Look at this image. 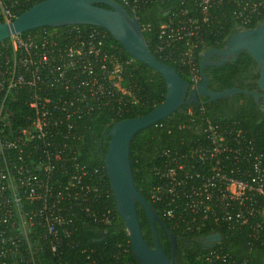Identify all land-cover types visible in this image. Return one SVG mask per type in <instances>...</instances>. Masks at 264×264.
<instances>
[{"label":"built area","instance_id":"built-area-1","mask_svg":"<svg viewBox=\"0 0 264 264\" xmlns=\"http://www.w3.org/2000/svg\"><path fill=\"white\" fill-rule=\"evenodd\" d=\"M39 1L0 0V21ZM114 1L137 17L157 0ZM178 2L139 25L152 33L153 51L178 63L193 89L200 82L195 52L205 28L219 20L213 11L247 25L263 14L264 0ZM111 38L99 27L70 25L27 31L0 45V264H41L45 253L60 264H111L82 246L76 225L83 219L108 224L112 217L102 170L80 158L84 121L101 110L120 116L132 102L121 76L133 59ZM196 126L186 148L159 154L149 202L181 232L218 228L225 238L239 234L264 245V129L254 135L203 114ZM120 252L112 264H133L126 246ZM196 259L252 264L248 257L236 263L221 242Z\"/></svg>","mask_w":264,"mask_h":264},{"label":"trees","instance_id":"trees-1","mask_svg":"<svg viewBox=\"0 0 264 264\" xmlns=\"http://www.w3.org/2000/svg\"><path fill=\"white\" fill-rule=\"evenodd\" d=\"M162 0H157L144 7L137 13L139 24L153 21L159 17V10ZM167 3L166 0H164ZM189 0H187L188 3ZM103 6V5H101ZM179 6L178 0L172 5L168 2L166 9ZM27 9V8H26ZM23 11V10H22ZM21 11V12H22ZM221 10L213 11L219 18L218 21L212 22L204 30V45L200 51L195 52V60L199 67L202 53L207 48H222L228 38L236 31L245 28L256 27L263 19L264 12L259 19L254 20L251 24H241L236 22L229 14L228 20L222 16ZM26 33V32H24ZM143 36L149 50L162 62L172 65L177 69L179 74L187 80L183 68L176 62L162 59L152 49L151 37L152 33L143 31ZM118 46L120 53L125 58H131L125 53L123 48L113 39ZM9 39L4 40L0 45L6 44ZM133 59V58H132ZM255 69V71H252ZM204 72L209 80V88L213 90H221L234 86L238 77H241V85L239 88L249 89L244 84L247 79H256V64L247 52H241L234 61L225 62L220 66H208ZM250 75L251 77H249ZM249 77V78H248ZM256 86L255 82L252 84ZM121 86L129 93L126 99L130 98L132 102L129 109L122 115H114L108 110H101L95 113L92 118L85 120L84 135L82 138V147L80 158L89 166L99 167L104 174V185L108 188L110 197L108 199L111 208V221L108 224L95 223L87 219L76 221L78 226L77 237L82 246L95 250V255L103 259L105 263H114L115 258H122L121 246H126L127 252L125 256L133 264H139L132 256L130 250L129 239L125 226L115 210L114 198L111 193L109 180L104 168L103 157L107 150L109 137L107 132L111 124L115 121L143 115L152 110L156 105L162 102L166 86L163 78L146 64L137 60H132L129 67L125 68L121 76ZM206 98H200L205 100ZM229 97H223L207 103H190L181 106L173 112L169 117L159 121L157 124L149 126L138 132L130 143V161L133 172V179L137 190L149 201V191L155 184V177L152 167L160 162L159 154L166 148L183 149L186 148L188 141L194 139L200 127L196 126L200 119V115H206L215 123H230L233 126L242 127L248 133L256 135L260 129H264V111L260 110L251 96L244 93L235 94L232 101ZM203 108V110L200 109ZM191 108L192 113L188 114L187 109ZM18 108H14V111ZM16 114V112H15ZM150 203V202H149ZM103 204V203H102ZM157 212V206L150 203ZM137 215L139 219L140 229L146 244L150 247L154 246L152 232L147 221L143 209L137 204ZM160 218L176 236L194 240L198 236L208 234L207 231L202 232H181L174 228L172 224L160 215ZM222 236L221 245L230 257L240 262L245 257L251 259L252 264H264V245L253 242L248 243L239 234L225 238L224 232L216 228ZM156 232L160 246L164 252L169 255L171 244L168 235L164 229L156 225ZM177 239L176 261L177 264H207L202 260L196 259L197 253L202 249L198 244L197 247L190 248L183 239ZM71 252H76L73 250ZM75 253V254H76ZM41 264H60L51 254H42L40 256ZM119 264V263H117Z\"/></svg>","mask_w":264,"mask_h":264},{"label":"water","instance_id":"water-1","mask_svg":"<svg viewBox=\"0 0 264 264\" xmlns=\"http://www.w3.org/2000/svg\"><path fill=\"white\" fill-rule=\"evenodd\" d=\"M70 25H89L106 30L126 54L152 68L165 82V96L152 110L111 124L107 132L109 141L103 162L115 210L126 228L133 258L139 264H177L176 234L166 227L149 201L135 186L130 161L131 140L138 132L169 117L185 104H203L236 93L250 95L255 102L264 99V17L256 27L234 32L222 48L212 47L204 50L199 63L200 82L193 89L189 88L188 82L175 67L160 61L149 50L137 17L114 0H41L20 12L10 22L0 21V43L27 31ZM241 52H247L256 64V90L234 86L221 90L210 89L204 69L234 61ZM214 56L219 60L211 61L210 57ZM200 98L206 99L201 101ZM260 110L264 111V103ZM137 204L143 209L149 223L153 247L148 246L143 239ZM156 225L161 226L169 237L171 256H168L159 244ZM202 238L204 242L201 249L211 248L221 242L219 233L207 234Z\"/></svg>","mask_w":264,"mask_h":264},{"label":"flooded vegetation","instance_id":"flooded-vegetation-1","mask_svg":"<svg viewBox=\"0 0 264 264\" xmlns=\"http://www.w3.org/2000/svg\"><path fill=\"white\" fill-rule=\"evenodd\" d=\"M166 1H167V3H165L164 0L161 1L160 9H166L167 6H168V2H170L172 5L175 4V0H166ZM210 60H211V61H217V60H219V58H218L217 56H214V57H210ZM252 71H255V69H253ZM248 76L251 77L250 75H248ZM249 77H248V78H249ZM240 80H241V77H238L237 80L235 81L234 87L239 88V85L242 84ZM254 81H255L254 79H247V80L245 81L244 84H247V85L250 87L248 90H251V91H255V90H256V86L252 85V84L254 83ZM242 89H244V88H242ZM245 89H246V88H245ZM236 94H238V93H236ZM234 95H235V94H233V95H231V96H227V97L230 98V99H229V102L233 100L232 97H233ZM248 96H250V95H248ZM254 102H255V101H254ZM230 103H231V102H230ZM255 103H256L257 106L260 108V107L263 106L264 99L262 98L261 100L255 102ZM204 236H205V235H203V236H198V237L195 238L194 240H191V239H188V238H182V237H180V236H178L177 239L179 240V239L182 238L183 241L185 242V244H187L190 248H192V247H197L198 244L200 245V248H201V244L204 242V240H203L202 237H204ZM204 249H205V248H204ZM171 254H172V252H171V250H170L169 255L171 256Z\"/></svg>","mask_w":264,"mask_h":264}]
</instances>
